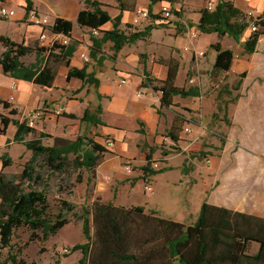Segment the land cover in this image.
<instances>
[{
    "label": "crops",
    "instance_id": "1",
    "mask_svg": "<svg viewBox=\"0 0 264 264\" xmlns=\"http://www.w3.org/2000/svg\"><path fill=\"white\" fill-rule=\"evenodd\" d=\"M27 1H0V6L18 12L15 17L6 21L13 27L0 32V36H8L14 42L26 46L52 48L49 39L46 41L40 39L42 34L40 26L25 22L22 8L28 6ZM29 1L33 9L41 16L50 18L53 23L57 18L72 22L69 46L74 49V53L68 58L70 66H60L58 70V75L63 76L66 84L59 95L54 96L52 92L57 87L56 81L53 88L44 89L34 83L15 80L3 74V80L0 82V100L9 102L12 109L17 111L16 115H10L7 110L5 116L20 122L26 121L33 110L45 111L44 117L37 124L38 132H43L45 124L52 123L57 118L52 115L53 108L65 105L68 114L84 115L88 108L82 105L85 101L88 102V96L93 91L96 92L98 105L102 106L100 117L106 126L91 125L97 130L101 129L99 139L109 136L114 142L113 148L116 149L105 154L95 172L96 191L92 203L95 199L101 198L102 201L118 207H136L122 197V192L125 188L134 189L143 181L144 192L150 196L148 195L145 202L137 206L144 207L146 213L150 210L156 211L158 217L162 219L194 225L195 222L189 220V216L194 214L188 210L191 205L187 195L188 189L181 193V189L177 190L175 186L185 184L193 190L200 179L201 182H207L209 187H206L205 198L202 197L198 204L199 215L203 203L207 202L235 213L264 219V35L253 54L244 52L242 46L244 38L241 43L235 41L237 50L225 47L224 41L229 36L223 39V47L235 53L232 68L223 75V78H232L231 75L235 74L237 76L235 80L241 86L237 90L236 99H222L228 103V106H224L226 110L215 113L205 110L207 99H204L202 88L207 87V82L211 79L217 53L210 47L217 43L219 38L215 33L205 34L200 31L199 22L203 8L200 7L199 11H192L189 8L192 3L200 6L204 0L198 2L177 0L175 3H171V0H63L61 6L53 11L45 8L38 0ZM86 1L101 3L102 9L111 17V21L106 23L101 31L112 30L115 19L120 18V29L127 34L150 29V36L125 46L115 59L112 58L111 51L113 44H106L103 53L109 58L103 67H99L90 57L91 35L84 33L90 29L80 27L77 22L80 12L87 8ZM47 2L45 1V4ZM231 2L241 11L247 12L248 22L250 19L247 16L250 11L259 19L264 16V0ZM163 6L178 8L180 14L167 21L161 13ZM137 10H148L150 18L135 25L133 18ZM14 33L18 36L14 37ZM51 33V30L47 31L48 35ZM193 33H197L198 37L194 38ZM245 35L248 38L250 32ZM190 44L192 45L189 46ZM4 51V46L0 44V59ZM82 55L89 56L90 61H84ZM43 57L46 59V56H40ZM169 59H175L180 64L176 86L191 89L195 95L175 96L171 106L162 107V93L154 91L153 85L158 86L167 79L169 68L165 61ZM22 61L25 63L24 59ZM35 61L36 55L33 61L25 64L31 65ZM87 63L88 71L94 72L100 82L98 86H84L79 79L67 81L71 68L82 69ZM108 68L109 71H105ZM0 72L3 73L1 64ZM147 77L153 80V84H146ZM191 80L194 82L192 85ZM14 83L17 84L16 90L12 89ZM12 97L14 100H11ZM98 105L95 106L96 109ZM176 117L186 120L181 141L177 145L169 137ZM127 123L131 124V130L134 132V149L128 138ZM1 129L0 120V147L3 148L14 142L17 127L11 123L5 134L1 133ZM220 141L222 146L218 145ZM184 143H187V147ZM168 144H173L174 150H180L181 153L170 154L169 151H165L170 149ZM198 146L203 150L201 152H210L203 162L198 161L197 157H190L188 152L189 148ZM218 146H221L219 150ZM148 155H151L155 162L153 169L155 164L162 165L165 172L146 178L142 167L147 164ZM2 157L13 160L12 152L5 151L0 155V168ZM174 157L181 158L176 166L172 163ZM130 163L139 167L140 172L134 171L129 175L125 167ZM191 163L193 169L190 168ZM178 169L177 183L172 182L174 191L177 190L178 194L173 196L170 181H164L161 187L158 186L157 178L162 175L165 177L167 173ZM146 182L150 183L151 192L145 190ZM257 249L258 247H253L252 250L255 252ZM168 261L166 258L165 264Z\"/></svg>",
    "mask_w": 264,
    "mask_h": 264
},
{
    "label": "trees",
    "instance_id": "2",
    "mask_svg": "<svg viewBox=\"0 0 264 264\" xmlns=\"http://www.w3.org/2000/svg\"><path fill=\"white\" fill-rule=\"evenodd\" d=\"M176 1L171 0V3ZM27 2L28 8L32 9L31 2ZM85 4L87 8L80 12L77 22L80 27L88 28L90 32L95 29L100 34L90 37V57L99 67H103L109 58L103 53L106 44H113L111 51L112 58L115 59L125 46L150 36V29L127 34L120 29V18L115 19L112 30L101 31V28L111 21V17L102 9L101 3L86 1ZM176 14L178 16L180 12ZM263 17L260 18L258 31L250 33L247 38L245 34L248 33L250 23L245 13L233 2L218 0L214 11L207 8L201 10L200 31L205 34L215 33L219 38V41L210 47L217 53L211 71L213 77L228 73L235 59V53L223 47V39L229 36L241 43L246 37L243 43L244 52L253 54L264 35ZM51 31L70 38L72 22L57 18ZM0 44L5 48L0 59L3 74L15 80L34 83L44 89L54 87L59 67H69L68 58L74 53V49L69 45L56 44L52 48L41 49L16 43L8 36H0ZM31 54L36 55V61L26 65L22 60ZM40 56H46V59ZM165 64L169 68L168 77L158 86L153 85V90L162 93V107H169L175 96L188 97L195 95V92L176 86L180 67L177 60L169 59ZM88 69L89 63L82 69L71 68L67 81L79 79L84 86H98L100 82L96 79V74ZM146 84H153V80L147 77ZM240 86L238 83L234 90H239ZM98 97L101 98L100 95ZM0 106L5 111L8 110L10 115L17 114L7 101L0 100ZM101 112L100 104L95 113L87 109L81 121L96 127L106 126L101 120ZM70 116L77 119L75 115ZM0 120L1 133L5 134L8 126L13 123L17 127L14 142L24 145L32 153L20 174L5 173L4 170L12 165V160L1 158L0 264H27L12 254L2 260L1 252L12 249L15 233L27 228L31 232V241H47L68 224L67 217L77 208L76 204L61 198L60 212L55 217L51 214L49 197L56 184V176L69 175L76 170L85 169L92 175L87 182L90 185L105 154L110 151L106 145L83 136H79L75 141L57 139L55 145L47 146L43 144V139L47 136L30 128L26 121L13 120L5 115H0ZM185 123L184 118L176 117L169 131V137L176 145L181 141ZM29 135L37 137L27 140ZM109 138L105 137L106 141L110 140ZM154 163L153 157L148 155L147 164L142 167L146 178L165 172L164 168L153 169ZM77 182H82L80 176ZM90 215L94 222L93 234ZM79 218L87 241L73 249L74 252H82L83 257L79 264H165L166 258L169 260L167 264H264V219L235 213L207 202L203 203L194 225L162 219L156 211L150 210L146 213L145 208L141 206L118 207L102 201L101 198L94 200L91 211L83 208ZM38 233L42 234V237ZM252 245L258 247L255 252L251 248Z\"/></svg>",
    "mask_w": 264,
    "mask_h": 264
},
{
    "label": "rangeland",
    "instance_id": "3",
    "mask_svg": "<svg viewBox=\"0 0 264 264\" xmlns=\"http://www.w3.org/2000/svg\"><path fill=\"white\" fill-rule=\"evenodd\" d=\"M39 2H42V5L47 8L50 11L57 10L63 0H38ZM45 1H48L46 4ZM194 2H198L200 0H192ZM212 0H204L203 3L201 2V5L194 4L189 7L192 11H199L198 9L206 8L208 3ZM229 1H235V0H229ZM190 2V0H189ZM218 3V0H216V4ZM3 6V5H1ZM245 15L247 12H244ZM177 15V14H175ZM53 18V17H52ZM7 20L0 19V32H5L7 28L10 27V24L6 22ZM13 27V26H11ZM10 27V29H11ZM13 29V28H12ZM16 32V31H14ZM33 32V31H29ZM84 33L91 35L90 31H85ZM100 35V34H99ZM98 35V36H99ZM18 35L14 33V37H17ZM28 36H31L28 34ZM70 45V43H69ZM190 44L189 46H191ZM224 45L226 48H230L233 50H237V43L235 40L231 37H226L224 41ZM243 46V44H242ZM238 52V51H237ZM212 55V53H210ZM211 55L209 57H211ZM35 58V55L32 54L28 57L24 58L25 63H29L30 61H33ZM109 71V68L105 71ZM3 73L0 72V82L3 80ZM232 78L226 77L223 78V75L220 77H213L211 75V79L207 82V87L205 86L202 88L204 99H207L205 103V110L209 112H222L226 110L224 106H228V103L225 102V100L222 99H236L237 98V91L234 90V87L238 84V81L235 80L237 76L235 74L231 75ZM196 78V76L194 77ZM195 80V79H194ZM189 81V80H188ZM192 81V80H191ZM194 83V82H193ZM191 82V85L193 84ZM66 80L63 78L61 74H59L56 78V85L57 87L53 90L52 94L54 96L59 95L62 88L65 86ZM77 93V92H76ZM74 93V95L76 94ZM96 105H98V100L96 96V92L93 91L92 94L88 96V102L85 101L84 105L85 108L89 109L91 113H94L96 110ZM65 106V105H64ZM228 109V107H227ZM7 111H4L0 107V115L7 114ZM70 114L67 113V110L65 113L56 119L53 120L52 123L45 124L43 133L47 136L45 139H43V144L47 146H53L56 144L57 139L66 140V141H75L79 136L86 137L87 139H92L95 142L101 143L103 145L105 144V139H99V135L101 132V129H96L93 125L88 124L87 122L81 121L83 114H78L76 117L77 119H71ZM75 115V114H74ZM68 123L63 124V123ZM37 130V129H36ZM126 130L129 134L128 138L131 140L130 145L132 149H134L133 143H134V132L131 130V124L127 123ZM38 131V130H37ZM37 137L36 135H29L27 137V140L33 139ZM220 138V137H219ZM170 145V149H166L165 151H169L170 154H178L181 153V151L174 150L173 144ZM218 145L222 146V142L220 141ZM184 146L187 147V143H184ZM221 146H218V150ZM109 151L115 150V148H108ZM10 150L13 154V160L12 165L4 170L7 174H20L23 170L24 165L26 162L32 157V153L28 151L25 147H23L21 144L12 143L10 145H7L5 147H0V155H3L5 151ZM201 148L198 147H191L188 149L189 155L192 158H198V161L203 162L204 158L210 153V152H201ZM192 153H195V155H192ZM73 157V156H71ZM163 158H161L162 160ZM181 158L174 157L173 158V165L176 166L177 163L180 162ZM215 161V160H214ZM131 167L132 172L129 173L127 170L126 172L131 175L134 171H137V173L140 172L139 167L134 166L133 163L127 164ZM163 166L158 165L156 170L161 169ZM190 168L193 169L192 163L190 164ZM2 168H0L1 171ZM78 176L82 178V182L78 183L77 179ZM92 175L87 172L85 169L76 170L72 174H62L56 176V179L54 182L56 183L55 186L52 188L49 202H50V211L51 214L55 217L60 212V199H65L71 203H74L77 205V208L75 212L71 213L68 218V224L61 229L56 235L51 236L47 241L44 240H36L31 241V232L27 228H22L18 230L15 233V236L12 241V249H7L1 252L2 254V260H5L9 254L15 255L18 259L24 260L27 264H31L32 262H36L38 264H79L80 260L82 259L83 255L81 251L74 252L73 249L75 246L79 244H85L87 241L83 235L82 231V223L80 221L79 216L83 213V208H88L89 211L92 209V199L94 196V191H96V185L94 181L88 185V178H90ZM167 176V179H166ZM96 175L94 176V178ZM93 178V179H94ZM179 178V169L172 171L170 173H167V175H162L157 178L158 186H161L165 183L164 181L168 180L171 184V192L174 196L175 194H178L176 191L178 189H181V193H185L188 189V199L190 201V206L188 208L190 213H193L194 216H189V220L191 222H197L199 218V211H198V204H200L202 197L205 198L206 196V187H209V184L207 182H201L198 176L196 178L199 179V184L195 185V188L192 190L190 186L184 185H177L175 188L177 189L174 191V185L172 182L177 183L176 181ZM187 180V179H186ZM206 181V180H205ZM134 185V184H133ZM113 187V186H112ZM144 183L143 181L139 183L137 187L134 189L128 190L124 189L122 192V197L126 198V201L129 204H132L134 206L140 205L143 202H145L146 198L148 197V193L144 192ZM106 189V188H105ZM113 190L112 188H110ZM63 192V193H61ZM150 196V195H149ZM91 226H92V234L94 233V222L92 215L89 216ZM38 235L42 237V234ZM257 247V245H252L251 248ZM64 248H68L70 250V254L63 255L62 250Z\"/></svg>",
    "mask_w": 264,
    "mask_h": 264
},
{
    "label": "built area",
    "instance_id": "4",
    "mask_svg": "<svg viewBox=\"0 0 264 264\" xmlns=\"http://www.w3.org/2000/svg\"><path fill=\"white\" fill-rule=\"evenodd\" d=\"M206 8L209 11H214L216 8V1L215 0L210 1ZM22 10L24 11V14H25L24 17H25L26 23L35 24V25H38L42 28V34L40 37V39L42 41H46L47 39H49L51 46H54L56 44H61L64 46L69 45L70 38L66 37L65 35L60 34V33H54L52 31H51L52 33L50 35L47 34V31L51 30V27L54 25V23L50 20V18L45 17V16H41L35 9H33V8L29 9L28 6L23 7ZM176 12H180V10L178 8L175 9L172 6H163L162 10H161L163 18L167 21L175 18ZM17 13L18 12L14 9H9L6 6H0V19H4V20L11 19V18L15 17L17 15ZM247 17L250 19V22H249L250 26H249L248 31L250 33H254V32L258 31V29H259L258 24L260 22V19L252 11H250L248 13ZM149 18H150V12L148 10H137L135 12V16L133 18V23L135 25H139V24H141L142 20H147ZM91 35L98 36L99 33L97 30L93 29L91 31ZM192 35L194 38L198 37L197 33H193ZM246 39L247 38L244 37L243 40L246 41ZM90 48H91V46H90ZM202 54L203 53H201V55ZM82 58L86 62L90 61L89 56L82 55ZM191 82H193V81H191ZM123 83H125V82L123 81ZM12 89L13 90L17 89L16 83H14L12 85ZM11 100H14V98L12 97ZM65 111H66V107L64 105H58L57 107L53 108L52 115L55 117H59V116L63 115L65 113ZM44 115H45V111H43L42 109H36V110L31 111L29 113L28 117L26 118L27 125L30 128L37 129V124L44 117ZM106 147L113 148L114 142L112 140H107L106 141ZM157 166H158L157 164L154 165L155 168H157ZM125 168L129 173L132 172V169L129 165H126ZM145 190L147 192L152 191V187H151L150 183L146 182ZM61 252L63 255L70 254V250L68 248H64Z\"/></svg>",
    "mask_w": 264,
    "mask_h": 264
}]
</instances>
